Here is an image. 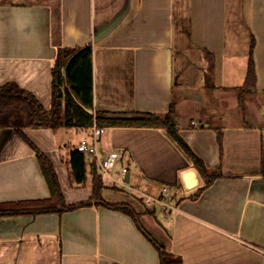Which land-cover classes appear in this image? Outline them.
<instances>
[{
  "label": "crops",
  "instance_id": "crops-1",
  "mask_svg": "<svg viewBox=\"0 0 264 264\" xmlns=\"http://www.w3.org/2000/svg\"><path fill=\"white\" fill-rule=\"evenodd\" d=\"M87 42L94 110L164 116L173 103L178 134L218 175L203 188L166 128L105 126L76 183L70 156L86 128L0 127V209L50 198L36 151L66 206L90 202L0 215V264H160L130 215L96 204L94 174L101 199L130 206L182 264H264V0H0V87L15 82L49 108L58 48ZM110 150L119 156L104 172Z\"/></svg>",
  "mask_w": 264,
  "mask_h": 264
},
{
  "label": "trees",
  "instance_id": "trees-1",
  "mask_svg": "<svg viewBox=\"0 0 264 264\" xmlns=\"http://www.w3.org/2000/svg\"><path fill=\"white\" fill-rule=\"evenodd\" d=\"M211 72L210 64L208 73H206L208 87H213L210 81ZM254 86L255 70L253 59L250 57L245 83L238 88L239 106L243 105L244 92L251 90ZM173 116V103L170 104L164 116L149 112L95 111L92 93L91 42L81 46L58 48L51 68V104L49 108H45L32 93L20 88L15 82H8L0 87V127L10 126L17 131H21L23 127H49L55 130L62 126L87 128L95 122L100 126L166 128L170 136L200 172L205 181L204 188L217 177L218 173L209 171L202 160L181 138L175 128ZM218 139L220 143V135ZM36 155L50 188V198L27 203H8L7 207L0 209V215L59 213L63 210L90 204L89 201H85L66 206L52 166L42 153L36 151ZM70 166L72 179L76 183H83L86 177L82 152L77 150L71 152ZM92 186L93 199L96 200V204H102L130 215L136 226L156 248L160 264H182L179 256L166 251L143 228L138 214L130 206L109 204L101 199L100 191L103 185L99 175L94 174ZM201 189L199 188V190ZM56 204H60V207L56 208Z\"/></svg>",
  "mask_w": 264,
  "mask_h": 264
},
{
  "label": "built area",
  "instance_id": "built-area-1",
  "mask_svg": "<svg viewBox=\"0 0 264 264\" xmlns=\"http://www.w3.org/2000/svg\"><path fill=\"white\" fill-rule=\"evenodd\" d=\"M193 123V122H192ZM194 124V123H193ZM105 126L97 125L95 122L86 128L88 131V134L83 137L76 145L75 150L83 152V153H89L92 155L93 158L98 157V144L99 139L102 136V134L105 131ZM118 152L116 150H110L104 161L101 163V168L104 172L109 171L112 169L115 165V162L118 158ZM123 172H126L125 169H123ZM170 194L167 191L166 188L162 189V201H166L169 198ZM151 199L147 198V202H149ZM167 210L171 208L170 204H166Z\"/></svg>",
  "mask_w": 264,
  "mask_h": 264
},
{
  "label": "rangeland",
  "instance_id": "rangeland-1",
  "mask_svg": "<svg viewBox=\"0 0 264 264\" xmlns=\"http://www.w3.org/2000/svg\"><path fill=\"white\" fill-rule=\"evenodd\" d=\"M244 108H245L244 105L240 106V108H239L240 112H243ZM240 115H242V114H240ZM241 117H242V116H241ZM244 118H247V117H245V115H244Z\"/></svg>",
  "mask_w": 264,
  "mask_h": 264
},
{
  "label": "water",
  "instance_id": "water-1",
  "mask_svg": "<svg viewBox=\"0 0 264 264\" xmlns=\"http://www.w3.org/2000/svg\"><path fill=\"white\" fill-rule=\"evenodd\" d=\"M187 186H188V187H191V186H193V183H191V184H190V183H188V184H187Z\"/></svg>",
  "mask_w": 264,
  "mask_h": 264
}]
</instances>
